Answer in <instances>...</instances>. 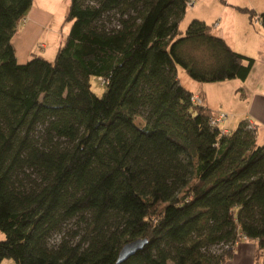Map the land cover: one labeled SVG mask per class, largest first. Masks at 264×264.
<instances>
[{"label": "trees", "instance_id": "trees-1", "mask_svg": "<svg viewBox=\"0 0 264 264\" xmlns=\"http://www.w3.org/2000/svg\"><path fill=\"white\" fill-rule=\"evenodd\" d=\"M21 1L0 0V264H221L240 239L264 260V142L245 119L212 127L177 76L245 79L254 59L203 19L180 32L189 0H69L54 59L18 62ZM113 10L125 15L115 26L96 23ZM91 77L104 78L102 94ZM86 211L82 239L47 244ZM137 237L148 240L117 262ZM217 243L228 246L209 252Z\"/></svg>", "mask_w": 264, "mask_h": 264}, {"label": "rangeland", "instance_id": "rangeland-1", "mask_svg": "<svg viewBox=\"0 0 264 264\" xmlns=\"http://www.w3.org/2000/svg\"><path fill=\"white\" fill-rule=\"evenodd\" d=\"M29 6H31V13L35 16L40 15V19L38 21L40 27V37L37 42L43 41L46 44V47H39V44L35 42V44H32L31 47V54L34 56L36 53H39L41 56L47 58L48 60H53L57 51L58 46L61 44V41L64 39L67 30L69 28V22L66 21L65 15L68 9L69 0H29ZM214 1H220L221 3H233L232 0H204L203 5L204 7L195 6L193 4L190 8L187 7L186 11L184 12L183 16L181 17L179 21V29L180 32H183L188 22L193 18V14H200L207 13V20L210 22V18L213 17V20L218 19L220 14L216 9L214 8ZM246 0H243L242 2H245ZM257 4H262V8H264V0H253ZM84 3H94L93 0H84ZM244 4V3H243ZM232 6V5H231ZM231 6H228L227 9H234ZM199 7L202 8V10L199 9ZM250 8V7H249ZM253 9L254 15L252 19L249 18L247 11L242 10H235L236 11L234 17L229 16L228 17H222V21L220 23V27H214L213 31L215 30H222L225 22L224 20L227 18L228 20L235 21V24L233 22H227V24L224 26L228 28L230 32L235 31H241L245 32L246 34L249 33L248 30H243V26L238 23V16L241 15L243 18L248 19L250 25L252 28L256 29H263L262 25L260 24L258 20V13L261 11H264L262 9L260 11L259 7H254ZM261 8V7H260ZM237 9V8H236ZM18 11V10H17ZM13 12L14 14L17 12ZM233 11V10H231ZM129 13H134L133 11H130ZM17 14V15H16ZM15 17L18 16L19 13H16ZM225 15V14H224ZM9 16H11V13L7 15V18L9 19ZM121 17H125V15H120L116 11H110L107 13H104L97 21V24H103L107 28L115 26L119 19ZM264 58V55H263ZM260 63V62H259ZM254 73L250 74L248 80L240 79V78H230L225 79L221 81L216 82H199L188 76L186 71L182 67L177 68V76L180 80V83L182 84L183 88L187 91L189 90H196V84H207V85H213L212 83H215V85H220V89L218 92L216 91L215 86H210V97L211 99H214L215 101V108L218 109H225L228 113H231L233 116H230L233 120L232 125H230L231 129H235L238 125L241 115L238 113L240 110L246 109L247 101H248V95L249 92L252 90L253 79H254ZM219 83V84H218ZM90 84L91 89L93 92H95L97 95L102 94V92L105 90V85L101 84L99 79L95 77L90 78ZM202 87H199L197 90H201ZM190 92V91H189ZM216 109V110H218ZM212 110H207V107H204L202 111L199 113L200 115L204 116L206 114H211ZM142 112V110H141ZM247 121V120H246ZM256 132V131H255ZM42 133L43 128L40 125H37L34 135L39 140H42ZM256 140L259 143L264 142V135L261 131L256 132ZM65 143V142H64ZM27 173L31 174V177H35L33 170L27 169ZM91 221V214L89 212H83V213H77L76 215H73L69 218L64 219L60 222V224L50 232V234L47 236V244L49 246L55 247L60 243H68V244H74L78 240L82 239L86 231L91 227L90 224ZM117 225V220L110 219L107 227H109V231L113 230ZM4 238V233L0 230V239ZM224 244L217 243L212 245L208 248V251L211 253H219L221 249L223 248ZM1 264H15L14 260L11 257H5L3 258Z\"/></svg>", "mask_w": 264, "mask_h": 264}, {"label": "crops", "instance_id": "crops-1", "mask_svg": "<svg viewBox=\"0 0 264 264\" xmlns=\"http://www.w3.org/2000/svg\"><path fill=\"white\" fill-rule=\"evenodd\" d=\"M232 1L234 2L231 4L221 3L220 1L213 2L214 8L220 14V16L218 17L219 20H213V17H211L209 22L207 20V13L204 14L202 12L200 14H193V17L203 19L205 22L211 24L214 27H220L223 16L228 18L229 16H236V11H234V9H238H236L234 5L247 6L251 9H255L254 7H259L260 11L264 9L261 6L262 4L259 5L253 0H246L245 2H242L243 0ZM203 2L204 0H195L194 4L195 6L201 5L202 7H204ZM29 3L30 1L28 0H23V2L21 1L22 6L19 9V14L14 18H17L18 20L16 19V32L12 37V42L15 47V54L18 62H25L26 60L31 58V47L32 44H35V42L39 44V47H46V44L43 41L37 42L40 37V25L38 23L40 15L35 16L31 13L30 9L33 5L29 6ZM192 5L188 7L190 8ZM228 6H231L232 8L234 7V9H227L229 8ZM199 9L202 10L201 7H199ZM237 16L238 23L244 27L243 30L249 31L248 34H246L245 32L241 33V31L235 30L233 33L230 32L228 28L224 26L227 24V22H233L235 24V21L228 20L227 18L224 20L225 24L222 30L216 29L215 33L224 37L233 49L254 59L251 70L247 77L244 79L248 80L250 74L254 73V79L252 80L254 86H252V90L249 92L246 109L240 110L238 113H240V115L242 116L241 119H245L247 121L249 120L253 123L256 132L261 131L264 135V29L252 28L248 19L243 18L241 15ZM34 56L41 55L39 53H36ZM212 84L213 85L196 84V90H189L192 93L201 94L203 97V104L207 107V109L212 110L211 112L215 111L218 108H215V101L214 99H211L209 95V88L210 86H215L217 92L220 89V85H215V83ZM199 87H202V91L197 90ZM221 110L226 111L225 109ZM230 116L234 117V114L232 115L230 113ZM230 116L224 122L225 126L228 129V132L231 130L230 125H232L233 123V120ZM254 248L255 244L252 240L240 239L234 245L232 255L221 264H264V260H262L261 258H259L258 260L255 259Z\"/></svg>", "mask_w": 264, "mask_h": 264}, {"label": "built area", "instance_id": "built-area-1", "mask_svg": "<svg viewBox=\"0 0 264 264\" xmlns=\"http://www.w3.org/2000/svg\"><path fill=\"white\" fill-rule=\"evenodd\" d=\"M194 3H195V0H189L187 2V5L190 6ZM99 79H100L101 83L104 82V78L99 77ZM190 101L194 104L202 105L203 104V97L199 93H191L190 94ZM229 116H230V113H228L227 111L218 109V110L211 112V114L208 117V122L212 127H217L221 133H228V129L225 126L224 122L229 118ZM247 127L250 129L254 128L253 123L250 122L249 120L247 121ZM236 243L237 242H230L231 246H233ZM224 246L226 247L228 245L226 244Z\"/></svg>", "mask_w": 264, "mask_h": 264}, {"label": "water", "instance_id": "water-1", "mask_svg": "<svg viewBox=\"0 0 264 264\" xmlns=\"http://www.w3.org/2000/svg\"><path fill=\"white\" fill-rule=\"evenodd\" d=\"M147 237H137L132 240L126 241L119 249L117 262H120L130 255L134 254L137 250L141 249L147 242Z\"/></svg>", "mask_w": 264, "mask_h": 264}]
</instances>
